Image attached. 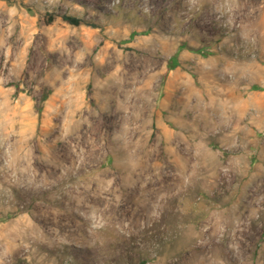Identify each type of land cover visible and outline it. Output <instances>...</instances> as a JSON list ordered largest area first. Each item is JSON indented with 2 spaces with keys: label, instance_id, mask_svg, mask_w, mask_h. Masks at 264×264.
Wrapping results in <instances>:
<instances>
[{
  "label": "rangeland",
  "instance_id": "374dc122",
  "mask_svg": "<svg viewBox=\"0 0 264 264\" xmlns=\"http://www.w3.org/2000/svg\"><path fill=\"white\" fill-rule=\"evenodd\" d=\"M0 264H264V0H0Z\"/></svg>",
  "mask_w": 264,
  "mask_h": 264
},
{
  "label": "bare ground",
  "instance_id": "6f19581e",
  "mask_svg": "<svg viewBox=\"0 0 264 264\" xmlns=\"http://www.w3.org/2000/svg\"><path fill=\"white\" fill-rule=\"evenodd\" d=\"M90 131H92V129H87L84 132V134H82L81 140L79 142V144L81 143L84 146L83 151L81 153L84 154V157H86V158H91L92 154H95L99 149L96 141L91 139V137H89L90 134L88 135V133ZM76 146H77V143L74 146H72L70 141L65 142L64 148L66 149V152L69 156L70 155L75 156V155L80 154V152L76 150ZM80 156H81V154H80ZM45 171L50 172V173L54 172V174H56V173H58V168L55 167V168L50 169V170L46 169ZM26 176H27V178H25L26 184L29 185L31 182L35 186H40V185H38L39 178L35 172H34V174L26 173ZM78 194H80L79 191H78ZM109 208H110L109 202L104 200V198H103L102 207L99 208V211L102 213V215L108 214L106 212L109 211ZM240 225H242V224H241V222L238 221L236 223V226L239 227Z\"/></svg>",
  "mask_w": 264,
  "mask_h": 264
},
{
  "label": "trees",
  "instance_id": "16d2710c",
  "mask_svg": "<svg viewBox=\"0 0 264 264\" xmlns=\"http://www.w3.org/2000/svg\"><path fill=\"white\" fill-rule=\"evenodd\" d=\"M10 1V0H8ZM27 8H29V6L27 4H25L24 2H22ZM55 16H57L56 14L52 13V12H48L46 13V18L47 21H52ZM61 19L65 22H67L70 25H74V26H78V25H90V26H96V24H94L93 22H90L88 20H86L85 18H82L80 16L77 15H72V14H61L60 15Z\"/></svg>",
  "mask_w": 264,
  "mask_h": 264
}]
</instances>
